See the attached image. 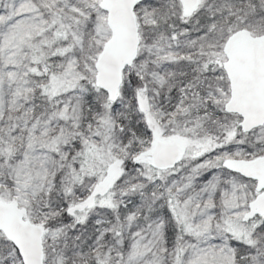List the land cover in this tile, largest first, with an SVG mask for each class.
Here are the masks:
<instances>
[{"label":"snow or ice","instance_id":"6c2138e0","mask_svg":"<svg viewBox=\"0 0 264 264\" xmlns=\"http://www.w3.org/2000/svg\"><path fill=\"white\" fill-rule=\"evenodd\" d=\"M0 264H264V0H0Z\"/></svg>","mask_w":264,"mask_h":264}]
</instances>
